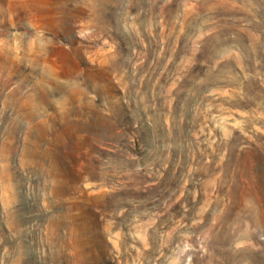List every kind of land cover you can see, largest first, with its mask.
I'll return each instance as SVG.
<instances>
[{
  "label": "rangeland",
  "instance_id": "rangeland-1",
  "mask_svg": "<svg viewBox=\"0 0 264 264\" xmlns=\"http://www.w3.org/2000/svg\"><path fill=\"white\" fill-rule=\"evenodd\" d=\"M0 264H264V0H0Z\"/></svg>",
  "mask_w": 264,
  "mask_h": 264
}]
</instances>
